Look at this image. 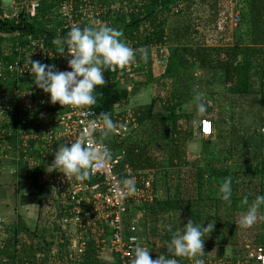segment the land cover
Returning <instances> with one entry per match:
<instances>
[{"label": "built area", "instance_id": "built-area-1", "mask_svg": "<svg viewBox=\"0 0 264 264\" xmlns=\"http://www.w3.org/2000/svg\"><path fill=\"white\" fill-rule=\"evenodd\" d=\"M2 1V20H13L21 14L35 20L47 5L50 21L57 28L54 38L66 37L73 26L83 28L107 24L116 28L118 15L138 12L144 3L142 0H108L107 5L103 6L100 0H10L11 13L3 8ZM213 1L214 4L210 0H181L171 8L169 15L201 17L204 14L205 18L208 10L204 7H209L211 3V21L219 25L213 26L215 28L210 36L219 37L220 40L214 44L227 48L232 45L225 41L226 34L222 29L229 23L231 33L232 27L242 25L243 0ZM224 5L225 9H221ZM232 5L235 6L233 11ZM210 16L207 21H210ZM151 32L152 27L146 24L138 34L129 35L126 42L133 49H157L156 63L162 67L167 61V44H140ZM164 41H167L166 36ZM29 58L54 64L59 71L70 69L67 66V53L59 55L52 41L49 44L44 37L15 32L0 38V174L9 167L13 170L11 175L35 176L42 196L56 203L63 214V248L53 247L38 252L33 264H86L89 246L95 251L92 259L101 264H130L135 246L148 247L145 215L147 208L158 199L156 170H136L124 163L125 151L113 150L104 138L122 141L130 136L138 125L136 115L133 110L132 114L125 110L116 115L113 118L116 131L104 137L102 120L93 108L80 110L50 103L48 94L33 83L35 77L28 64ZM219 59L225 60V54L222 53ZM142 63L144 61H141L138 53L136 60L127 68L109 73L115 75L116 81L122 82L124 77L137 73ZM105 82H109L108 78H105ZM91 120H95L97 126L91 130L88 139L94 141L93 146L107 145L112 153L111 159L84 181L64 177L55 171L48 173L46 167L54 160L59 145L65 143L70 146L71 142L80 138ZM199 131L203 138L211 137L214 131L212 122L202 119ZM11 147L14 152L9 157L5 152ZM128 178H135L136 191L121 197L120 182ZM243 252L245 259L222 261L221 264H264V246L248 244L243 247ZM199 258L204 264H212L205 254ZM177 259L179 264H193L187 258Z\"/></svg>", "mask_w": 264, "mask_h": 264}, {"label": "trees", "instance_id": "trees-1", "mask_svg": "<svg viewBox=\"0 0 264 264\" xmlns=\"http://www.w3.org/2000/svg\"><path fill=\"white\" fill-rule=\"evenodd\" d=\"M108 0H100L99 3L103 6L107 5ZM123 1V0H121ZM143 5L139 8L138 12L128 15H118L116 19V29L123 32L125 35L132 36L134 33H139L141 28L149 24L152 27V32L145 41H141L143 46H152L171 43L178 46V42L182 40H189L193 33L192 27L184 26L177 28L170 33L166 29V18L164 14H169L171 8L181 0H142ZM48 6L46 5L40 11V16L35 20H29L24 14L17 16L13 20H2L1 0H0V38L10 35L15 32L23 34H30L34 37H44L50 44L52 39L56 36V26L53 25L49 18ZM186 17L183 15L181 17ZM242 24L246 27L245 36L246 40L243 44H237L233 47L220 48L216 44L211 47L197 46L192 49L189 45L176 47L171 50L167 55L166 64L159 67L156 63L158 51L155 48L148 49L147 60H142L144 63L141 67L146 66L147 72L144 80H140V86H153L157 97L151 100L150 104L140 106L134 109L138 125L141 126L148 121L162 122L168 129L167 140L165 145L167 148V156H169V165L176 168L178 164H182L183 156L186 151L182 146L192 138L193 131H188L187 123L192 122V115L195 114V109L187 107L194 100L201 102L202 96L198 93H189L186 91L188 86L189 77L181 70L185 67L198 70H215L223 74L224 86H227L232 95L245 96L252 93L254 89L253 78L258 81L257 92L260 95V101L264 112V0H243L242 9ZM52 27V28H51ZM223 32L230 36V24L226 23L223 27ZM167 41H164V38ZM225 54L226 59L220 60L221 54ZM190 57V58H189ZM188 58V59H187ZM194 58L195 60H191ZM189 60V61H188ZM138 71H141L142 68ZM122 70H120L121 72ZM137 71V72H138ZM105 78L109 82L105 83L104 87H98L95 91L97 103L92 107L98 116L101 118L102 113L110 114L113 119L116 115L122 114L127 109H122L123 103H128L129 99H124L121 94L119 82L115 80V75H111L109 71L104 73ZM189 76V75H188ZM192 77V76H191ZM138 92L137 88L132 90L133 94ZM163 94V97H161ZM215 98L213 95L211 96ZM209 101L217 102L215 98ZM160 101L163 106L165 114H154V106L156 102ZM209 109L206 108L205 113H200L197 121L199 124L202 119H209L213 124V134L211 137L204 139L197 128L198 140L202 142L203 158L195 159L196 163L194 168L196 170L195 178L198 187V199L202 201L200 188L205 178L213 180H220L230 177V169L228 161L230 160L233 148H224L216 152V147L225 145L228 141L230 133L227 134L224 130L219 129L218 123L214 116L208 113ZM194 113V114H193ZM261 124L264 127V115L262 116ZM195 134V133H194ZM264 143V134H262ZM158 137H153L148 142L139 141L125 137L124 140L105 139L110 147L114 150L125 151L124 163L129 164L136 170L155 169L156 182L155 188L159 191V186L170 194V173L166 169H161L159 166L162 164L160 158L154 154L153 142L158 140ZM209 151V152H208ZM209 154V155H207ZM206 155V157L204 156ZM176 162V163H175ZM224 163V164H223ZM179 165V166H180ZM255 172L264 175V157L261 162L255 165ZM158 175V176H157ZM160 176V177H159ZM35 179V176H33ZM37 180V179H36ZM95 182V180H90ZM21 182L19 183V185ZM19 185L17 187H19ZM40 187V186H39ZM175 192L177 193L175 199L168 198L164 200L157 199L156 202L147 208L145 221H146V235L148 241L147 249L150 250V257L155 255H167V243L170 241L171 235L163 236L160 231L159 218L167 214L169 211L176 213L186 214L192 216L194 223H200V215L193 212L188 204L180 198V188L177 185ZM41 189L37 192L38 197L33 198L35 207L40 206L41 212H34L36 220L34 227L27 226L24 222L23 215L15 209V224L8 228L5 232L10 233L12 237L7 239L2 247H0V264H33L35 256L38 252L48 251L55 247L62 249V229L61 219L63 217L61 209L56 203L49 200L46 196L40 194ZM219 194V191L217 192ZM36 196V195H35ZM29 201H32L31 195L27 196ZM250 198H253L250 196ZM177 199V200H176ZM250 199V200H254ZM36 200V201H35ZM46 200V201H45ZM234 200V198H231ZM49 202L51 209L56 214L57 221H54V226L50 227V234L42 235V231L47 224H43L42 208L45 202ZM34 207V211L36 210ZM263 209V206L261 207ZM32 212V211H31ZM264 217V214H262ZM257 219L256 223L247 229H242L239 222L232 225L227 222L220 225L227 229L229 228L233 233V241H225V244L238 245L241 247V252L234 254V257L229 258V261H236L237 259H245L246 255L243 252L245 245H261L264 246V218ZM28 219V218H27ZM30 221H33L30 218ZM197 221V222H196ZM12 231V233H11ZM151 231V235H150ZM29 241H22L20 238L28 237ZM235 242V243H234ZM158 244V245H157ZM220 247L217 249V259H222L220 256ZM62 251V250H61ZM94 249L89 246L87 249L88 261L86 264H101L92 259L94 256ZM92 261V262H91Z\"/></svg>", "mask_w": 264, "mask_h": 264}, {"label": "rangeland", "instance_id": "rangeland-1", "mask_svg": "<svg viewBox=\"0 0 264 264\" xmlns=\"http://www.w3.org/2000/svg\"><path fill=\"white\" fill-rule=\"evenodd\" d=\"M210 2L214 4L213 0H210ZM211 3H209V7L203 6L204 9L208 10V16L205 18L204 14H202L201 17H192L191 15H186V17H176L171 16L168 13L164 14L167 25L166 29H168L169 33L174 29H180L184 26L192 27L193 31L189 40L178 42V46L168 43L165 48L166 55H168L171 50L175 49V46L182 47L184 45H189L192 49L197 46L210 47L211 44L220 40L219 37L215 38L210 36L211 31L215 28L213 26L219 25L213 24L211 21L210 15L213 6ZM221 9H225V5L224 8L222 7ZM231 9L233 11L235 6L232 5ZM209 16L210 21H207ZM245 29L246 27L243 24L238 28L232 27L229 40V44L232 45L231 47L244 43L246 40L244 34ZM128 36L129 35H125L123 38L126 40ZM205 40H208V42ZM191 60L193 61L195 59L192 58ZM181 71L186 73V77H189L188 88L186 90L189 95L192 93L200 94L203 97L200 103H203L205 107L209 109L208 113H211L214 116L219 129L224 130L227 134L230 133L226 144L216 147L215 151L218 152L219 150L229 147L228 144L234 149L232 156L228 161V167L231 168L230 177L232 178L231 198H234V200H230V202L223 201L220 194L217 193L219 186L223 183L224 179L213 180L210 178H205L202 187L200 188L201 197L203 198L201 199L202 201H199L200 199H198V187L196 185V170L194 164L196 163L195 159H199V157L203 158L202 155L204 154L202 142L198 140L197 134V119L200 115L197 108V105L200 104L199 102L193 100L187 107V109L190 107L191 109H195V114L193 113L194 115H192V122L187 123L188 131L192 130L193 136L182 146V149L186 151V155L183 156L181 165L178 164V162H175L178 166L176 168H172L169 165V156H167L168 152L165 145L168 136V129L162 122L148 121L141 126L137 125L128 137L145 142H148L153 137L159 138L152 144L154 154L158 156L162 162L159 167L168 170L171 174L169 186L170 189H172L168 195V192L162 188L163 186H159L158 199L164 200L168 198V196L175 199L177 195L175 187L178 185L181 193L179 197L183 198L185 204L187 203L193 212L200 215L199 224L204 223V226H206L207 223H215L213 232L211 234H205L203 252L210 259L212 264H221L222 261H227V259L234 257L235 253L241 252V247L238 245H231V242L230 245L225 244V241H233V233L229 228L225 229L220 225L227 222L236 225L240 221L242 214L247 211V205L241 203L245 197H247L249 204H251L253 200L250 199L264 195V175L255 172V165L259 164L261 158L264 157V143L262 138L264 127L261 124L264 112L260 101V95L257 92L258 81L256 78H253L254 89L252 93L245 96H237L232 95L229 92L228 87L224 86L223 74L220 71H203L192 69L190 67H185ZM146 72L147 68L146 66H143L141 71H138L132 76H126L122 82H119L121 94L125 97L123 98L129 99L128 103H124L125 107L122 106V109H127L125 111L126 113L131 111L132 114L133 109L148 105L154 97H157L153 86H140L139 81L145 79L144 76ZM134 88L138 89L136 94L132 93ZM212 95L217 98V102H213L212 100L209 101L207 99L210 96V99L215 100V98L211 97ZM161 97H163V94H161ZM12 152H14V150L11 147L9 151L5 152V155L11 157ZM204 156L206 157V155ZM19 178L20 177L14 176V178L8 181L7 186L10 191L11 189L13 191V194H11L12 201H10V203H12V207L14 208V214L16 209L19 210L18 212L21 215L27 214L26 218H31L33 220L29 222L30 227L32 228L34 227V221L36 220L34 212L40 213L41 207L34 206L36 210H32L33 212L29 210L22 211L20 203L21 194L17 193L16 190L14 193V189H16L20 183ZM23 186L25 187V185ZM250 196L253 198H250ZM43 211L46 212L47 209L45 210L43 208L42 212ZM262 214H264V206L263 209L260 208L258 212V219H260V216L262 217ZM45 215L47 216L46 221H48V223L57 221L56 214L54 213L53 215L52 209L49 208L48 213ZM190 219L195 222L192 216L189 217L186 214L169 211L167 214L159 218L160 231L163 236H168L171 234V232L168 231L169 226H171L173 232L178 229L182 230ZM261 220H263V218H261ZM0 223V232H3L4 229L12 227L16 222L9 221L8 223ZM52 224L54 225V223ZM50 227L53 226H45L42 231L43 236L46 235L45 237H47L48 234H50ZM1 237L3 238L0 240V247H2L3 243L12 237V235L6 232V237L4 233L0 234V238ZM30 238L28 236L20 239L28 242ZM220 247L224 248V255L221 256L222 259H217V249Z\"/></svg>", "mask_w": 264, "mask_h": 264}, {"label": "clouds", "instance_id": "clouds-1", "mask_svg": "<svg viewBox=\"0 0 264 264\" xmlns=\"http://www.w3.org/2000/svg\"><path fill=\"white\" fill-rule=\"evenodd\" d=\"M56 52L63 56L67 53V66L70 71H59L54 64L28 60L30 70L34 74V85L48 94L50 103L60 106H70L73 109H91L97 103L95 91L105 86L106 71L124 70L136 60H147L148 49H133L123 38V32L103 24L100 27L73 26L66 37L52 39ZM199 113H205L203 103L197 105ZM104 137L116 131L117 125L110 114H101ZM97 126L95 120L88 122L80 138L74 142L60 144L55 152L54 160L46 167L48 173L59 172L67 178L84 181L90 178L95 169L102 168L112 156L107 145H94L88 139L91 130ZM119 189L121 197L136 191L135 178L124 179ZM219 194L223 201L230 202L232 196V178L227 177L219 186ZM247 205V211L242 214L239 225L242 229L251 228L258 219V212L264 206V195L256 196L249 204L247 197L242 202ZM264 218V217H261ZM215 223H194L191 219L182 230L168 231L172 233L167 243V255H159L156 259L150 257V250L137 245L132 249L130 264H179L177 258H187L193 264H204L200 256L204 255L205 234H211Z\"/></svg>", "mask_w": 264, "mask_h": 264}, {"label": "crops", "instance_id": "crops-1", "mask_svg": "<svg viewBox=\"0 0 264 264\" xmlns=\"http://www.w3.org/2000/svg\"><path fill=\"white\" fill-rule=\"evenodd\" d=\"M230 37H231V33H230V36H228V34H226L225 41L229 42ZM122 106L125 107L124 103ZM133 111H134V109H133ZM197 128L199 129V121L197 122ZM12 172H13V170L8 167L4 170V172L2 174H0V222H5V223H8L9 221H15L16 220L15 214H14V208L12 207V203H10V201H12L11 194H13V191H12V189L10 191L9 187L7 186L9 180L14 178V176L20 177L19 180H20L21 184L19 185V187L14 189V193L16 190L17 193L21 194L20 195V203H21L22 211H25V210L32 211L34 209L35 204H33L31 202H34V199L38 197L37 192L40 189L36 178L34 179L31 174H26V175L20 174L21 176L19 174L11 175ZM23 185H25V187ZM28 195H31V198L32 199L34 198V199L32 201H29V199L27 197ZM23 216H24L23 217V219H24V218H26L27 214L23 215ZM24 220H25L24 222L27 224V226H30V223H29L30 219L26 218ZM0 229H1V223H0ZM6 230L7 229H4V231L0 232V234L4 233V235L6 237V232H5ZM2 238L3 237H1L0 240Z\"/></svg>", "mask_w": 264, "mask_h": 264}, {"label": "water", "instance_id": "water-1", "mask_svg": "<svg viewBox=\"0 0 264 264\" xmlns=\"http://www.w3.org/2000/svg\"><path fill=\"white\" fill-rule=\"evenodd\" d=\"M3 3V8H6L9 12H13L11 9H10V0H3L2 1ZM154 114H165V111L163 110V106H162V103L160 101L156 102L155 106H154V111H153ZM46 201V200H45ZM224 255V249H220V256H223Z\"/></svg>", "mask_w": 264, "mask_h": 264}, {"label": "flooded vegetation", "instance_id": "flooded-vegetation-1", "mask_svg": "<svg viewBox=\"0 0 264 264\" xmlns=\"http://www.w3.org/2000/svg\"><path fill=\"white\" fill-rule=\"evenodd\" d=\"M43 208H44L45 210L47 209L46 212H45V211L42 212V218H43L42 222H43V224H48L49 226H54V225L52 224V223H54V221H52L51 223H50V222L48 223V221H46L47 216H46L45 214L48 213L49 208L51 209V206L49 205V202H45ZM43 208H42V209H43ZM52 211H53V209H52ZM53 215H54V212H53Z\"/></svg>", "mask_w": 264, "mask_h": 264}]
</instances>
